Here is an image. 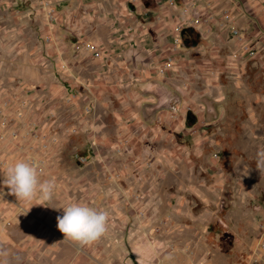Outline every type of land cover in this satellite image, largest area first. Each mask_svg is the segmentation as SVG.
<instances>
[{
	"label": "rangeland",
	"instance_id": "374dc122",
	"mask_svg": "<svg viewBox=\"0 0 264 264\" xmlns=\"http://www.w3.org/2000/svg\"><path fill=\"white\" fill-rule=\"evenodd\" d=\"M16 160L55 187L0 184V264H264V0H0V179ZM68 203L100 239L63 237Z\"/></svg>",
	"mask_w": 264,
	"mask_h": 264
},
{
	"label": "clouds",
	"instance_id": "9594fccd",
	"mask_svg": "<svg viewBox=\"0 0 264 264\" xmlns=\"http://www.w3.org/2000/svg\"><path fill=\"white\" fill-rule=\"evenodd\" d=\"M0 184L8 186L19 200L31 202L51 200L54 192L52 180H41L34 163L16 160L3 170ZM63 214L57 216V228L63 237L81 245L100 239L107 230V214L80 203L62 205Z\"/></svg>",
	"mask_w": 264,
	"mask_h": 264
},
{
	"label": "built area",
	"instance_id": "2783aa9c",
	"mask_svg": "<svg viewBox=\"0 0 264 264\" xmlns=\"http://www.w3.org/2000/svg\"><path fill=\"white\" fill-rule=\"evenodd\" d=\"M46 5H47V7H50V1L47 2ZM217 15H218L217 12L213 9V7H211L210 11L207 12L205 15L194 16L193 20H192L193 22L191 25H193L195 27L197 25H205L207 30H209V29H211V26H210L211 23H213L215 20H217ZM49 16L52 19L55 16L54 9H51V7L49 8ZM224 17L227 20V22H230L232 20V18L230 17L229 11H227L224 14ZM231 29H232L231 30L232 34L237 39V42L241 46L243 53L249 54V55H255L257 50L254 48L252 42L249 41V39L247 38L245 33L242 31V29H240L238 26H233ZM181 31H182V28H180V27L176 28V31L174 33L176 43L181 41V38H180L181 37V35H180Z\"/></svg>",
	"mask_w": 264,
	"mask_h": 264
},
{
	"label": "flooded vegetation",
	"instance_id": "af4514ba",
	"mask_svg": "<svg viewBox=\"0 0 264 264\" xmlns=\"http://www.w3.org/2000/svg\"><path fill=\"white\" fill-rule=\"evenodd\" d=\"M190 38H191V35H188V36L185 38V42H188Z\"/></svg>",
	"mask_w": 264,
	"mask_h": 264
},
{
	"label": "water",
	"instance_id": "95a60500",
	"mask_svg": "<svg viewBox=\"0 0 264 264\" xmlns=\"http://www.w3.org/2000/svg\"><path fill=\"white\" fill-rule=\"evenodd\" d=\"M195 44H197V43H195Z\"/></svg>",
	"mask_w": 264,
	"mask_h": 264
}]
</instances>
